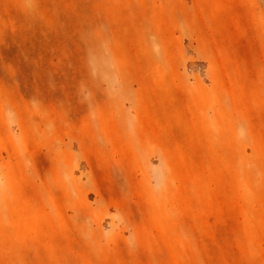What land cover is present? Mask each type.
Masks as SVG:
<instances>
[{
    "label": "rangeland",
    "instance_id": "374dc122",
    "mask_svg": "<svg viewBox=\"0 0 264 264\" xmlns=\"http://www.w3.org/2000/svg\"><path fill=\"white\" fill-rule=\"evenodd\" d=\"M0 264H264V0H0Z\"/></svg>",
    "mask_w": 264,
    "mask_h": 264
}]
</instances>
